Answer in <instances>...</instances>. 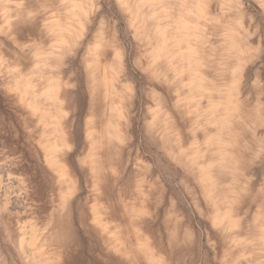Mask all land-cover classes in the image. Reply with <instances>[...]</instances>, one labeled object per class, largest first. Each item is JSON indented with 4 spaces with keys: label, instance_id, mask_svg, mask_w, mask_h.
<instances>
[{
    "label": "rangeland",
    "instance_id": "1",
    "mask_svg": "<svg viewBox=\"0 0 264 264\" xmlns=\"http://www.w3.org/2000/svg\"><path fill=\"white\" fill-rule=\"evenodd\" d=\"M133 1L0 0V264H264V1Z\"/></svg>",
    "mask_w": 264,
    "mask_h": 264
},
{
    "label": "bare ground",
    "instance_id": "2",
    "mask_svg": "<svg viewBox=\"0 0 264 264\" xmlns=\"http://www.w3.org/2000/svg\"><path fill=\"white\" fill-rule=\"evenodd\" d=\"M54 1H55V0H54ZM56 1H57V0H56ZM70 1H71L72 5H74V6L76 5V0H70ZM95 1H96V0H95ZM121 1H122V0H120V2H121ZM134 1H135V0H134ZM134 1H133V2H134ZM141 1H143V0H141ZM193 1H195V0H193ZM230 1H231V0H230ZM256 1H258V0H256ZM259 1H260V0H259ZM263 1H264V0H263ZM50 2H51V1H50ZM79 2L82 3L81 1H79ZM83 2H84V1H83ZM89 2H90V1H89ZM124 3H125V2H124ZM139 3H141V2H139ZM139 3H137V4H139ZM148 3H150V2H148ZM185 3H186V2H185ZM201 3H204V2H201ZM231 3H233V2L231 1ZM82 4H83V3H82ZM93 4H94V3H93ZM131 4H132V3H131ZM141 4H142V3H141ZM168 4H169V3H168ZM197 4H198V3H197ZM199 4H200V3H199ZM239 4H240V2H239ZM68 5H69V4H68ZM68 5H67V7H68ZM94 5H95V4H94ZM128 5H129V4H128ZM192 5H194V4H192ZM202 5H203V4H202ZM205 5H206V3H205ZM81 6H82V5H81ZM86 6H87V5H86ZM137 6H138V5H137ZM146 6H147V5H146ZM190 6H191V5H190ZM236 6H237V5H236ZM260 7H261V4H260ZM262 7H263V6H262ZM262 7H261V8H262ZM76 8H77V7H76ZM122 8H123V5H122ZM129 8L131 9L130 6L128 7V9H129ZM133 8H134V7H133ZM133 8H132L131 10H133ZM142 8H143V7H142ZM149 8H150V7H149ZM155 8H156V7H155ZM128 9H127V10H128ZM137 9H138V8H137ZM194 9H195V8H194ZM201 9H202V8H201ZM146 10H147V9H146ZM151 10H153V8H152ZM263 10H264V9H263ZM80 11H81V10H80ZM85 11H86V10H85ZM133 11H134V10H133ZM139 11H140V10H139ZM149 11H150V10H149ZM54 12H55V10H54ZM95 12H96V11H95ZM140 12H141V11H140ZM142 12H143V11H142ZM156 12H157V11H156ZM158 12H159V11H158ZM199 12H201V11H199ZM244 12H245V11H244ZM244 12H243V13H244ZM246 12H247V11H246ZM86 13H87V12H86ZM136 13H138V12H136ZM188 13H189V12H188ZM188 13H187V14H188ZM192 13H193V12H192ZM240 13H241V12H240ZM54 14H55V13H54ZM148 14H149V13H148ZM148 14H147V15H148ZM155 14H156V13H155ZM182 14H183V13H182ZM187 14H186V15H187ZM241 14H242V13H241ZM252 14H253V13H252ZM75 15H77V14L75 13ZM128 15H129V14H128ZM131 15H132V12H131ZM139 15H140V14H139ZM139 15H138V16H139ZM159 15H160V14H159ZM161 15H163V14H161ZM179 15H180V14H179ZM191 15H192V14H191ZM242 15H243V14H242ZM255 15H256V14H255ZM153 16H154V15H153ZM184 16H185V15H184ZM247 16H248V15H247ZM3 17H4V16H3ZM57 17L59 18V15H58ZM77 17H78V16H77ZM141 17H142V16H141ZM144 17H146V16H144ZM155 17H156V16H155ZM155 17H154V18H155ZM181 17H182V16H181ZM240 17H241V16H240ZM254 17H255V16H254ZM6 18H7V17H6ZM10 18H11V17H10ZM53 18H54V17H53ZM67 18H68V16H67ZM133 18H134V17H133ZM150 18H151V16H150ZM248 18H249V16H248ZM7 19H8V18H7ZM65 19H66V18H65ZM80 19H81V17H80ZM135 19H136V18H135ZM147 19H148V18H147ZM187 19H188V18H187ZM187 19H186V20H187ZM51 20H52V19H51ZM62 20H63V19H62ZM66 20H67V19H66ZM150 20H151V19H150ZM153 20H154V19H153ZM180 20H181V19H180ZM17 21H18V20H17ZM48 21H50V20H48ZM53 21H54V20H53ZM83 21H84V20H83ZM135 21H136V20H135ZM147 21H148V20H147ZM182 21H183V20H182ZM226 21H227V20H226ZM64 22H65V21H64ZM64 22H63V23H64ZM81 22H82V21H81ZM88 22H90V21H88ZM140 22H141V21H140ZM151 22H152V21H151ZM154 22H155V21H154ZM187 22H189V21H187ZM212 22H213V21H212ZM214 22H215V20H214ZM7 23H8V20H7ZM52 23H53V22H52ZM191 23H192V22H191ZM8 24H10V23H8ZM12 24H13V22H12ZM43 24H44V23H43ZM66 24H67V22H66ZM144 24H145V23H144ZM144 24H143V25H144ZM209 24H211V23H209ZM209 24H208V26H209ZM218 24H219V23H218ZM6 25H7V24H6ZM64 25H65V24H64ZM82 25H84V24H82ZM216 25H217V24H216ZM52 26H53V25H52ZM57 26H58V25H57ZM59 26H60V25H59ZM153 26H154V25H152V27H153ZM158 26L160 27V25H158ZM190 26H191V25H190ZM211 26H212V25H211ZM224 26H225V25H224ZM76 27H77V26H76ZM83 27H84V26H83ZM97 27H98V26H97ZM142 27H143V26H142ZM154 27H155V26H154ZM154 27H153V28H154ZM177 27H178V26H177ZM188 27H189V25H188ZM191 27H193V26H191ZM44 28H45V27H44ZM53 28H54V26H53ZM63 28H64V27H63ZM78 28H79V27H78ZM145 28H146V27H145ZM148 28H149V27H148ZM171 28H172V27H171ZM171 28H170V29H171ZM179 28H180V27H179ZM185 28H187V27H185ZM214 28H216V27H214ZM222 28H223V27H222ZM61 29H62V28H61ZM72 29H73V28H72ZM76 29H77V28H76ZM80 29H81V28H80ZM143 29H144V28H143ZM162 29H163V28H162ZM170 29H169V31H172V30H170ZM174 29H175V28H174ZM206 29H207V28H206ZM208 29H209V28H208ZM220 29H221V28H220ZM6 30H7V29H6ZM63 30H64V29H63ZM63 30H62V31H63ZM69 30H70V28H69ZM84 30H85V29H84ZM150 30H151V29H150ZM153 30H154V29H153ZM157 30H158V29H157ZM159 30H160V29H159ZM166 30H167V29H166ZM179 30H181V29H179ZM209 30H210V29H209ZM212 30H213V29H212ZM212 30H211V32H213ZM218 30H219V29H218ZM12 31H13V30H12ZM51 31H52V30H51ZM64 31H65V30H64ZM93 31H94V30H93ZM144 31H145V30H144ZM160 31H161V30H160ZM185 31H186V30H185ZM185 31H184V32H185ZM222 31H223V30H222ZM179 32H180V31H179ZM235 32H236V31H234V33H235ZM50 33H51V32H50ZM57 33H58V32H56V34H57ZM95 33H97V32H95ZM95 33H94V34H95ZM155 33H156V32H155ZM166 33H168V31H166ZM166 33H163V34H166ZM175 33L177 34L178 32L175 31ZM192 33H193V32H192ZM208 33H209V32H208ZM215 33H216V32H215ZM215 33H214V34H215ZM59 34H60V33H59ZM59 34H58V35H59ZM66 34H67V33H66ZM91 34H92V33H91ZM156 34H157V33H156ZM160 34H161V33H160ZM185 34H186V33H185ZM217 34H218V33H217ZM48 35H51V34H48ZM52 35L54 36V34H52ZM61 35H62V34H61ZM72 35H73V34H72ZM154 35H155V34H154ZM170 35H171V34H170ZM177 35H178V34H177ZM215 35H216V34H215ZM227 35H228V34H227ZM53 36H52V37H53ZM56 36H57V35H56ZM67 36H68V35H67ZM67 36H66V37H67ZM77 36H78V35H77ZM82 36H83V34H82ZM89 36H90V35H89ZM157 36H158V35H157ZM164 36H166V35H164ZM164 36H163V38H164ZM179 36H180V35H179ZM208 36H209V35H208ZM218 36H219V35H218ZM62 37H64V36H62ZM74 37H75V36H74ZM152 37H153V36H152ZM158 37H159V36H158ZM181 37H182V36H181ZM50 38H51V37H50ZM80 38H81V37H80ZM149 38H150V37H149ZM165 38H166V37H165ZM179 38H180V37H179ZM184 38H185V37H184ZM187 38H188V37H187ZM189 38H190V37H189ZM212 38H213V37H212ZM226 38H228V37H226ZM52 39H53V38H52ZM88 39H89V38H88ZM152 39H153V38H152ZM172 39H176V38H174V36H173ZM185 39H186V38H185ZM59 40H60V39L58 38V42H59ZM64 40H65V39H64ZM67 40H68V38H67ZM76 40H77V39H76ZM82 40H83V39H82ZM150 40H151V39H150ZM150 40H149V41H150ZM179 40H180V39H179ZM182 40H183V39H182ZM214 40H215V39H214ZM216 40H217V39H216ZM220 40H221V39H220ZM238 40H239V39H238ZM49 41H50V40H49ZM163 41H164V40H163ZM217 41H218V40H217ZM229 41H230V40H229ZM66 42H67V41H66ZM74 42H75V41H74ZM87 42H88V41H87ZM90 42H91V41H90ZM174 42H175V41H174ZM186 42H187V41H186ZM196 42H198V41H196ZM222 42H223V41H222ZM225 42H226V41H225ZM231 42H232V40H231ZM231 42H230V43H231ZM60 43H61V42H60ZM155 43H156V42H155ZM155 43H154V44H155ZM72 44H73V42H72ZM162 44H163V43H162ZM178 44L180 45V43H178ZM203 44H204V43H203ZM209 44H210V43H209ZM225 44H226V43H225ZM65 45H66V44H65ZM73 45H74V44H73ZM79 45H80V44H79ZM90 45H91V43H90ZM155 45H156V44H155ZM155 45H154V46H155ZM165 45H166V44H165ZM175 45H176V44H175ZM179 45H178V46H179ZM207 45H208V44H207ZM222 45H223V44H222ZM237 45H238V44H237ZM239 45H240V44H239ZM53 46H55V45H53ZM59 46H60V45H59ZM80 46H81V45H80ZM87 46H88V45H87ZM158 46H159V45H158ZM162 46H163V45H162ZM170 46H172V45H170ZM208 46H209V45H208ZM214 46H215V45H214ZM223 46L226 47V45H223ZM233 46H234V45L232 44V47H233ZM64 47H65V46H64ZM72 47H73V46H72ZM110 47H111V46H110ZM203 47H204V46H203ZM228 47H231V46H228ZM242 47H243V46H242ZM56 48H57V47H56ZM58 48H59V47H58ZM74 48H75V47H74ZM76 48H77V47H76ZM79 48H80V47H79ZM84 48H86V47L84 46ZM104 48H105V47H104ZM113 48H115V47H113ZM197 48H198V47H197ZM209 48H211V47L209 46ZM221 48H222V47H221ZM237 48H238V47H237ZM44 49H45V48H44ZM52 49H53V48H52ZM176 49H177V48H176ZM180 49H181V48H180ZM184 49H185V48H184ZM200 49H201V48H200ZM223 49H226V48H223ZM246 49H247V48H246ZM101 50H102V49H101ZM113 50H114V49H113ZM113 50H112V51H113ZM158 50H159V48H158ZM163 50L165 51V49H163ZM169 50H171V49H169ZM173 50L175 51L174 48H173ZM190 50H191V49H190ZM190 50H189V51H190ZM202 50H204V49H202ZM202 50H201V51H202ZM212 50H213V49H212ZM227 50H229V49L227 48ZM238 50H239V48H238ZM49 51H50V48H49ZM58 51H59V49H58ZM92 51H93V50H92ZM104 51H105V50H104ZM159 51H161V49H160ZM164 51H163V52H164ZM182 51H185V50H182ZM239 51H240V50H239ZM61 52H62V51H61ZM113 52H114V51H113ZM177 52H178V51H176L175 55L178 54ZM195 52H196V51H195ZM204 52H205V51H204ZM221 52H222V51H221ZM36 53H37V52H36ZM42 53H43V52H42ZM53 53H55V51H54ZM56 53H57V52H56ZM56 53H55V54H56ZM87 53H88V52H87ZM152 53H153V52H152ZM167 53H168V52H167ZM169 53H170V52H169ZM210 53H211V52H210ZM215 53H218V52L215 51ZM230 53H232V52H230ZM240 53H241V52H240ZM245 53H246V51H245ZM37 54H38V53H37ZM39 54H40V53H39ZM39 54H38V55H39ZM61 54H62V53H61ZM70 54H71V53H70ZM84 54H85V53H84ZM106 54H107V53H106ZM165 54H166V53H165ZM171 54H173V53H171ZM171 54H170V55H171ZM180 54H181V52H180ZM205 54H206V53H205ZM218 54H219V53H218ZM73 55H74V54H73ZM95 55H96V54H95ZM112 55H113V54H112ZM154 55H155V53H154ZM206 55H207V54H206ZM208 55H209V54H208ZM210 55H211V54H210ZM226 55H227V54H226ZM257 55H258V54H257ZM57 56H58V55H57ZM103 56H104V55H103ZM159 56L162 57L163 55H160V53H159ZM159 56H157V58H158ZM181 56H182V55H181ZM203 56H204V55H203ZM229 56H231V55H229ZM248 56H249V55H248ZM112 57H113V56H112ZM151 57H152V56H151ZM161 57H160V58H161ZM173 57H174V56H173ZM176 57H177V56H176ZM214 57H215V55H214ZM219 57H220V56H219ZM32 58H33V57H32ZM40 58H41V57H40ZM49 58H50V57H49ZM57 58H58V57H57ZM107 58H109V57H107ZM113 58H114V57H113ZM190 58H191V56H190ZM262 58H263V57H262ZM38 59H39V58H38ZM46 59H47V58H46ZM80 59H81V58H80ZM116 59H117V58H116ZM116 59H115V60H116ZM119 59H120V58H119ZM171 59H172V58H171ZM175 59H177V58H175ZM181 59H182V58H181ZM203 59H204V58H203ZM236 59H237V58H236ZM31 60H32V59H31ZM33 60H35V59H33ZM54 60H55V59H54ZM81 60H82V59H81ZM159 60H160V59H159ZM173 60H174V59H173ZM205 60H206V59H205ZM209 60H210V59H209ZM209 60H208V61H209ZM255 60H256V59H255ZM258 60H259V59H258ZM258 60H257V61H258ZM50 61H51V60H50ZM118 61H120V60H118ZM156 61H157V60H156ZM180 61H181V60H180ZM185 61H186V60H185ZM214 61H215V60H214ZM252 61H253V60H252ZM43 62H44V61H43ZM55 62H57V61H55ZM55 62H54V63H55ZM62 62H63V61H62ZM96 62H97V61H96ZM157 62H158V61H157ZM172 62H173V61H172ZM203 62L205 63V61H203ZM211 62H212V61H211ZM215 62H216V61H215ZM220 62H221V60H220ZM223 62H224V61H223ZM250 62H251V61H250ZM254 62H255V61H254ZM104 63H105V61H104ZM165 63H166V62H165ZM169 63H170V61H169ZM169 63H168V64H169ZM261 63H262V62H261ZM33 64H34V63H32V65H33ZM35 64H36V63H35ZM57 64H58V63H57ZM57 64H56V65H57ZM84 64H85V63H84ZM121 64H122V62H121ZM178 64H179V62H178ZM184 64H185V63H184ZM201 64H202V63H201ZM219 64H220V63H219ZM263 64H264V63H263ZM186 65H187V66H190L189 68H191V65H188V64H186ZM207 65H208V64H207ZM212 65H214V64H212ZM215 65H216V64H215ZM215 65H214V66H215ZM234 65H235V64H234ZM251 65H252V64H251ZM122 66H123V65H122ZM171 66H172V65H171ZM177 66H178V65H177ZM177 66H176V67H177ZM179 66H180V65H179ZM179 66H178V67H179ZM238 66H239V65H238ZM37 67H38V66H37ZM104 67H105V66H104ZM174 67H175V66H174ZM174 67H173V68H174ZM217 67H218V66H217ZM247 67H248V66H247ZM263 67H264V66H263ZM12 68H13V67H12ZM38 68L40 69V67H38ZM99 68H100V66H99ZM213 68H214V67H213ZM245 68H246V67H245ZM39 69H38V70H39ZM115 69H117V68H115ZM185 69H188V68L186 67ZM222 69H223V68H222ZM247 69H248V68H247ZM210 70H211V69H210ZM239 70H240V69H239ZM248 70H249V69H248ZM30 71H31V70H30ZM111 71H112V70H111ZM18 72H19V71H18ZM32 72H35V71H32ZM97 72H98V71H97ZM178 72H179V71H178ZM195 72H196V71H195ZM215 72H217V71H215ZM219 72L221 73L220 70H219ZM219 72H218V73H219ZM237 72H238V70H237ZM259 72H260V69H259ZM14 73H15V72H14ZM19 73H20V72H19ZM29 73L31 74V72H29ZM51 73H52V72H51ZM101 73H102V72H101ZM186 73H188V72H186ZM257 73H258V72H257ZM17 74H18V73H17ZM23 74H24V73H23ZM26 74H27V73H25V76H23V77H26V76L28 75V74H27V75H26ZM42 74H43V72H42ZM90 74H92V73H90ZM114 74H115V73H114ZM211 74H212V73H211ZM223 74H224V73H223ZM243 74H244V73H243ZM12 75H13V74H12ZM36 75H37V73H36ZM54 75H55V74H54ZM95 75H96V74H95ZM95 75H94V76H95ZM192 75H194V74H192ZM192 75H191V76H192ZM214 75H215V74H214ZM219 75H220V74H219ZM221 75H222V74H221ZM231 75H232V73H231ZM30 76H31V75H30ZM101 76H102V75H101ZM189 76H190V75H189ZM211 76H212V75H211ZM217 76H218V74H217ZM227 76H228V75H227ZM12 77H13V76H12ZM59 77H61V76H59ZM108 77H109V76H108ZM122 77H123V76H122ZM213 77H214V76H213ZM215 77H216V76H215ZM218 77H219V76H218ZM221 77H222V76H221ZM230 77H232V76H230ZM30 78H31V77H30ZM41 78H42V77H41ZM90 78H91V77H90ZM98 78H99V77H98ZM102 78H103V76H102ZM222 78H223V77H222ZM222 78H221V80H223ZM225 78H226V77H225ZM228 78H229V77H228ZM232 78H233V77H232ZM261 78H262V76H261ZM12 79H13V78H12ZM18 79H19V78H18ZM18 79H17V81H18ZM21 79H22V77H21ZM44 79H45V78H44ZM59 79H61V78H59ZM86 79H87V77H86ZM96 79H97V78H96ZM103 79H104V78H103ZM123 79H124V78H123ZM125 79H126V78H125ZM188 79L190 80V78H188ZM188 79H187V80H188ZM191 79H192V78H191ZM203 79H204V78H203ZM203 79H202V80H203ZM15 80H16V79H15ZM27 80H29V79H27ZM31 80H32V78H31ZM211 80H212V79H211ZM211 80H210V81H211ZM221 80H220V81H221ZM224 80H225V79H224ZM4 81H5V80H4ZM21 81H22V80H21ZM34 81H35V80H34ZM43 81H44V80H43ZM47 81H49V79H47ZM56 81H57V79H56ZM93 81H94V80H93ZM93 81H92V83H93ZM208 81H209V80H208ZM234 81H235V80H233L232 83H231V84H232L231 88H233V86H234ZM99 82H100V78H99ZM187 82H188V81H187ZM213 82H214V81H213ZM215 82H216V81H215ZM222 82H223V81H222ZM256 82L258 83V80H257ZM8 83H9V82H8ZM8 83H6V84H8ZM18 83H19V81H18ZM28 83H29V82H28ZM32 83H35V82H31V84H32ZM36 83H37V82H36ZM49 83H50V82H49ZM101 83H102V82H101ZM189 83L191 84V82H189ZM216 83H217V82H216ZM219 83H220V82H219ZM225 83H226V82H225ZM250 83H251V82H250ZM254 83H255V82H254ZM254 83H252V84H254ZM6 84H5V86H7ZM15 84H16V82H15ZM24 84H25V83H24ZM24 84H22V86H23ZM39 84H40V83H39ZM39 84H38V85H39ZM64 84H65V83H63V85H64ZM221 84H223V83H221ZM242 84H243V83H242ZM242 84H240V85H242ZM10 85H12V84H10ZM16 85L18 86V84H16ZM25 85H26V84H25ZM25 85H24V86H25ZM29 85H30V84H29ZM34 85H35V84H34ZM42 85H43V84H42ZM55 85H56V84H55ZM58 85H59V84H58ZM99 85H100V84H99ZM208 85H209V84H208ZM30 86H32V85H30ZM53 86H54V85H53ZM65 86H66V85H65ZM217 86H218V85H217ZM244 86H245V85H244ZM244 86H243V87H244ZM252 86H253V85H252ZM25 87H26V86H25ZM27 87H28V86H27ZM34 87H35V86H34ZM37 87H38V86H37ZM37 87H36V88H37ZM40 87H41V86H40ZM40 87H39V88H40ZM42 87H45V86H42ZM46 87L48 88L49 86H46ZM93 87H94V86H93ZM197 87H198V86H197ZM210 87H211V86H210ZM243 87H242V88H243ZM248 87H249V86H248ZM253 87H254V86H253ZM54 88H56V87L54 86ZM57 88H58V87H57ZM57 88H56V89H57ZM212 88L214 89V87H212ZM212 88H211V89H212ZM225 88H226V86H225ZM239 88H240V87H239ZM242 88H241V89H242ZM254 88H255V87H254ZM16 89H17V88H16ZM26 89H28V88H26ZM65 89H66V88H65ZM90 89H92V88H90ZM103 89H104V88H103ZM209 89H210V88H209ZM209 89H208V90L205 89V91H206V90L209 91ZM227 89H228V88H227ZM19 90H20V88H19ZM22 90H23V89H22ZM28 90H29V89H28ZM28 90H27V91H28ZM32 90H33V89H32ZM36 90H37V89H36ZM50 90H52V88H50ZM202 90H204V89H202ZM246 90H247V89H246ZM246 90H244V91H246ZM257 90H258V89H257ZM29 91H30V90H29ZM207 91H206V92H207ZM216 91H217V90H216ZM220 91H221V90H220ZM30 92H31V91H30ZM36 92H37V91H36ZM49 92H51V91H49ZM52 92H54V91H52ZM92 92H93V91H92ZM17 93H18V92H17ZM210 93H211V90H210ZM216 93H217V92H216ZM46 94H47V93H46ZM213 94H215V93H213ZM213 94H212V97H213ZM261 94H262V93H261ZM16 95H17V94H16ZM47 95H48V94H47ZM50 95H51V94H50ZM55 95H56V94L54 93L53 97H55ZM91 95H92V94H91ZM216 95H217V94H216ZM28 96H29V95H28ZM33 96H34V95H33ZM33 96H32V97H33ZM43 96H44V95H43ZM51 96H52V95H51ZM229 96H230V95H228V97H229ZM239 96H240V95H239ZM239 96H238V97H239ZM243 96H244V95H243ZM36 97H37V96H36ZM238 97H237V99H238ZM248 97H249V96H248ZM248 97H247V98H248ZM51 98H52V97H51ZM210 98H211V97H210ZM241 98H242V97H241ZM244 98H245V97H244ZM26 99H27V98H26ZM26 99H25V100H26ZM32 99H33V98H32ZM46 99L48 100V97H47ZM49 99H50V98H49ZM53 99H54V98H53ZM58 99H60V98H58ZM245 99H246V98H245ZM245 99H244V100H245ZM33 100H34V102H36L35 99H33ZM64 100H65V99H64ZM205 100H206V99H205ZM246 100H247V99H246ZM251 100H252V99H251ZM56 101H57V100H56ZM104 101H105V100H104ZM113 101H115V100L113 99ZM241 101H243V100H241ZM249 101H250V99H249ZM45 102L47 103V101H45ZM60 102H61V101H60ZM60 102H58V103L60 104ZM25 104H26V103H25ZM27 104H28V103H27ZM261 104H264V103H261ZM43 105H44V103H43ZM112 105H113V103H112ZM201 105H202V104H201ZM26 106H27V105H26ZM34 106H35V105H34ZM38 106H39V105H38ZM203 106H204V105H203ZM256 106H257V107H260V106H258V105H256ZM262 106H263V105H262ZM39 107H40V106H39ZM41 107H43V106H41ZM114 107H115V105H114ZM116 107L118 108L119 106L117 105ZM240 107H241V106H240ZM59 108H60V107H59ZM110 108H111V107H110ZM112 108H113V107H112ZM27 109H28V108H27ZM33 109H35V108H33ZM113 109H114V108H113ZM115 109H116V108H115ZM118 109H119V108H118ZM249 109H250V108H249ZM152 110H154V109H152ZM247 110H248V108L246 109V111H247ZM252 110H253V109H252ZM34 111H35V110H34ZM36 111H39V109L37 110V108H36ZM155 111H157V110H155ZM155 111H154V112H155ZM201 111H202V110H201ZM242 111H244V110L242 109ZM31 112H32V111H31ZM110 112H111V111H110ZM244 112H245V111H244ZM249 112L251 113V111H249ZM249 112L247 111L246 113L249 114ZM261 112H262V110H261ZM261 112H260V113H261ZM35 113H37V112H35ZM47 113H48L47 111H43V112H41L42 117H44V118H46V119H50L51 117L56 118L55 116H52V114H47ZM62 113H63V112H62ZM236 113H237V112H236ZM238 113H239V112H238ZM38 114H39V113H38ZM66 114H67V113H66ZM151 114H152V113H151ZM244 114H245V113H244ZM244 114H243V115H244ZM252 114H253V112H252ZM50 115H51V116H50ZM64 115H65V114H64ZM245 115H246V114H245ZM34 116H35V115H34ZM36 116H37V115H36ZM48 116H49L50 118H48ZM117 116H118V114H117ZM122 116H123V115H122ZM236 116H237V114H236ZM248 116H249V115H248ZM258 116H259V115H258ZM152 118H155V117H152ZM152 118H150V119H152ZM203 118H204V116H203ZM257 118H258V117H257ZM39 119H40V118H39ZM39 119H38V120H39ZM150 119H149V120H150ZM255 119H256V118H255ZM53 121H55V123H57L56 119H53ZM151 121H152V120H151ZM232 121H233V120H232ZM262 121H263V119H262ZM38 122H39V121H38ZM235 122H236V121H235ZM62 123H63V122H62ZM148 123H149V122H148ZM209 123H210V122H209ZM236 123H237V122H236ZM52 124H53V123H52ZM38 125H39V124H38ZM48 125H49V124H48ZM102 125H103V124H102ZM208 125H209V124H208ZM212 125H213V123H212ZM54 126H55V125H54ZM237 126H238V125H237ZM251 126H252V125H251ZM37 127H38V126H37ZM48 127H49V126H48ZM50 127H51V126H50ZM256 127H257V126H256ZM35 128H36V127H35ZM35 128H34V129H35ZM53 128H54V127H53ZM62 128H63V127H62ZM259 128H260V127H259ZM34 129H33V130H34ZM152 129H153V128H152ZM48 130H49V129H48ZM250 130H254V128H253V129H250ZM255 130H256V129H255ZM39 131H40V130H39ZM46 131H47V130H46ZM206 131H208V130H206ZM48 132H49V131H48ZM51 132H52V130H51ZM57 132H58V131H57ZM120 132H121V131H120ZM52 133H53V132H52ZM251 133H252V132H251ZM37 134H38V133H37ZM43 134H44V133H43ZM208 134H209V133H208ZM53 135H54V134H53ZM53 135H52V136H53ZM209 135H210V134H209ZM254 135H255V134H254ZM257 135H258V134H257ZM38 136H39V135H38ZM42 136H44V135H42ZM42 136H41V137H42ZM45 136H46V135H45ZM65 137H66V136H65ZM116 137H117V135H116ZM46 138H47V137H46ZM51 139H52V137H51ZM253 139H254V138H253ZM204 140H206V138H205ZM44 141H46V140H44ZM118 141H119V140H118ZM42 142H43V141H42ZM251 142H252V141H251ZM56 143H57V142H56ZM256 143H257V142H256ZM259 143H260V142H259ZM45 144H46V142H45ZM223 144H224V143H223ZM223 144H221V145H223ZM54 145H55V144H54ZM57 145H58V143H57ZM46 147H48V146H46ZM52 147H53V146H52ZM49 148H51V147H49ZM59 148H60V147H59ZM64 148H65V146H64ZM45 149H46V148H45ZM54 149H55V148H54ZM61 149H62V148H61ZM48 150H50V149H48ZM52 150H53V149H52ZM52 150H51V152L54 153V151H52ZM62 151H63V150H62ZM49 152H50V151H49ZM47 153H48V152H47ZM255 153H256V152H255ZM48 154H49V153H48ZM48 154H47V155H48ZM217 155H218V154H217ZM222 155H223V154H222ZM254 155H255V154H254ZM56 156H57V154H56ZM61 157H63V156H61ZM56 158H57V157H56ZM66 158H67V157H66ZM215 158H216V157H215ZM58 159H59V158H58ZM58 159H57V162H59ZM64 159H65V158H64ZM190 159H191V158H190ZM216 159H217V158H216ZM230 159H231V158H230ZM54 160H55V158H54ZM61 160H62V159H61ZM221 160H222V159H221ZM63 162H64V161H63ZM68 163H69V162H68ZM220 164H221V163H220ZM58 165H59V163H58ZM226 165H227V164H226ZM53 167H54V166H53ZM207 167H208V166H207ZM222 167H223V166H222ZM201 168H202V167H201ZM207 169H208V168H207ZM57 170L63 173V167H62V166H58ZM216 170H218V169H216ZM68 172H69V171H68ZM218 173H219V171H218ZM56 174H57V173H56ZM222 174H223V173H222ZM58 176H59V175H58ZM109 176H110V175H109ZM219 179H220V178H219ZM207 180H208V179H207ZM118 181H119V180H118ZM99 182H100V181H99ZM206 182L208 183V181H206ZM218 183H219V182H218ZM227 184H228V183H227ZM212 186H213V185H212ZM222 186H223V185H222ZM222 186H220V187H222ZM220 187H218V188H220ZM262 188H263V187H262ZM226 189L228 190L229 188H226ZM226 189H225V190L223 189L224 192L226 191ZM219 190H220V189H219ZM223 190H222V191H223ZM219 194H220V193H219ZM219 194H218V195H219ZM221 194H222V192H221ZM216 195H217V194H216ZM225 196H226V195H224V198H225ZM95 197H96V196H95ZM111 200H112V199H111ZM218 200H220V199L218 198ZM261 201H262V200H261ZM119 203H120V202H119ZM217 203H218V202H217ZM122 204H123V203H122ZM214 204H215V203H214ZM219 204H220V203H219ZM116 205H118V203H117ZM118 206H120V205H118ZM121 207H122V206H121ZM220 208H221V207H220ZM112 209H113V208H112ZM106 213H107V212H106ZM113 213H115V212H113ZM118 213H119V212H118ZM122 213L124 214V212H122ZM137 213H138V212H137ZM107 215H108V214H107ZM113 215H114V214H113ZM222 215H223V213H222ZM226 215H227V214H226ZM125 216H126V215H125ZM120 217H121V216H120ZM131 217H132V216H131ZM219 217H220V216H219ZM217 218H218V217H216V219H217ZM221 218H222V217H221ZM226 218H227V217H226ZM231 218H232V216H231ZM219 219H220V218H218L217 220H219ZM224 219H225V218H224ZM220 220H221V219H220ZM66 222H67V221H66ZM224 222H226V221H224ZM233 222H234V221H233ZM123 223H124V222H123ZM149 223H150V222H149ZM227 223H228V222H227ZM234 223H235V222H234ZM234 223H233V224H234ZM67 224H68V223H67ZM228 224H229V223H228ZM230 224H231V223H230ZM230 224H229V226H230ZM233 224H231V225H233ZM102 225H103V224H102ZM124 225H125V224H124ZM217 225H218V224H217ZM223 225H224V223H223ZM226 225H227V224H226ZM234 225H235V224H234ZM116 226H117V225H116ZM224 227H225V226H223V228H224ZM223 228H222V229H223ZM228 228H229V227H228ZM113 229H114V228H113ZM119 229H120V228H119ZM219 229H220V228H219ZM94 230H95V229H94ZM223 230H224V229H223ZM138 231H139V230H138ZM99 232H100V231H99ZM107 232H108V231H107ZM109 233H110V232H109ZM99 234H100V233H99ZM131 236H132V235H131ZM103 238H104V237H103ZM122 238H123V237H122ZM101 239H102V238H101ZM133 239H134V238H133ZM134 240H136V239H134ZM44 241H45V240H44ZM117 241H118V239H117ZM131 241H132V240H131ZM263 241H264V239H263ZM133 242H134V241H133ZM136 242H137V241H136ZM137 243H139V244H136V245H140V241H138ZM134 244H135V242H134ZM141 244H142V241H141ZM145 244H146V243H145ZM106 246H107V245H106ZM142 246H144V244H143ZM146 246H147V245H146ZM133 247H135V246L133 245ZM133 247H132V248H133ZM147 247H148V246H147ZM147 247H146V248H147ZM261 247H263V246L261 245ZM27 248H28V250L30 251V252H29V251H28V252L30 253V254H29V255H30V258L33 259L32 261H35V260L39 259V263H37V264H49V263L47 262V260L45 259V255H44V253H43L42 247H41L40 245L38 246V244L36 243V241L31 240V241L27 244ZM139 248H140V246H139ZM150 248H151V247H150ZM44 249H45V248H44ZM142 249H143V248H142ZM151 249H152V248H151ZM143 250H144V249H143ZM143 250H142V251H143ZM26 251H27V250H26ZM142 251H139V252L142 253ZM146 251H147V250H146ZM262 251H263V250H262ZM137 252H138V250H137ZM113 254H114V253H113ZM143 254H144V253H143ZM143 254H142V255H143ZM138 255H140V254H138ZM142 255H141V256H142ZM154 255H155V254H154ZM146 256H148V255H146ZM146 256H145V257H146ZM143 257H144V255H143ZM137 258H140V256L137 257ZM142 259H143V258H142ZM144 259H145V258H144ZM112 260H113V259H112ZM117 261H118V260H117ZM147 261H148V260H147ZM150 261H151V260H150ZM59 263H60V262H59ZM51 264H57V263H51ZM117 264H119V263L117 262ZM120 264H121V263H120Z\"/></svg>",
    "mask_w": 264,
    "mask_h": 264
}]
</instances>
